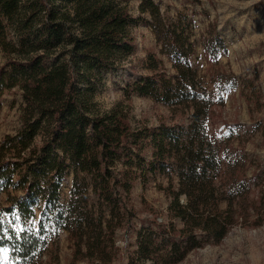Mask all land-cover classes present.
I'll return each mask as SVG.
<instances>
[{"label": "trees", "instance_id": "obj_1", "mask_svg": "<svg viewBox=\"0 0 264 264\" xmlns=\"http://www.w3.org/2000/svg\"><path fill=\"white\" fill-rule=\"evenodd\" d=\"M138 1L134 17L129 0H0V109L4 93L21 97L19 127L0 140V262L7 251L11 264H117V231L138 224L127 264H179L236 226H264V154L247 151L256 138L264 148L258 76L220 63L226 46L213 24L194 41L186 5L170 17ZM138 24L154 49L135 65ZM197 45L203 73L192 63ZM107 74L126 79L102 113L94 97ZM235 91L248 124L223 118ZM132 95L168 115L133 127ZM157 178L166 215L149 207L152 217L140 219L134 189ZM61 232L64 263L51 250Z\"/></svg>", "mask_w": 264, "mask_h": 264}, {"label": "rangeland", "instance_id": "obj_2", "mask_svg": "<svg viewBox=\"0 0 264 264\" xmlns=\"http://www.w3.org/2000/svg\"><path fill=\"white\" fill-rule=\"evenodd\" d=\"M153 1L170 17L186 5L188 13L192 15L195 22L192 37L194 41L198 42L200 37L205 35L207 26L213 24L226 46L225 53L220 54V63L236 77L246 73L256 74L262 94H264V0ZM138 3V0H129V11L134 17L137 16ZM133 36L136 52L128 61L136 65L140 59L154 49V38L143 24L136 26ZM4 60L5 58L0 53V65L4 63ZM192 63L198 66L200 73L205 71L207 61L199 45L196 46ZM127 65L129 66V63ZM125 79L126 77L108 74L102 77L101 85L94 97L100 112L109 111L122 99V86ZM127 103L130 106L129 115L133 127L139 124L157 125L160 118L168 115L166 108L148 98L132 95ZM20 104L21 97L16 89L4 93L0 109V140L5 135L13 134L19 127ZM222 115L229 121L249 123L247 104L238 91L230 92L225 96V108ZM257 117L264 121V109L257 113ZM247 151L259 157L264 154V148L259 146L258 138L247 145ZM69 182L68 179V183L64 185V196L67 194L66 187L69 186ZM156 183L165 185V180L157 178L156 182L150 183L144 189L139 186L134 189L131 204L140 219L152 216L164 218L166 215L168 200L161 191L157 190ZM182 197L181 202H185V200L182 201ZM149 207L154 211L152 216L148 211ZM158 220L161 221L162 218ZM138 226L137 224L132 230L117 231L116 244L120 248L117 264H127L128 255L135 249V229ZM51 250H53L52 254L64 263L70 255L65 233L58 234L56 244ZM4 258L0 264H11L7 260V251L4 252ZM179 264H264V226L257 229L236 226L220 244L205 246L191 252Z\"/></svg>", "mask_w": 264, "mask_h": 264}, {"label": "water", "instance_id": "obj_3", "mask_svg": "<svg viewBox=\"0 0 264 264\" xmlns=\"http://www.w3.org/2000/svg\"><path fill=\"white\" fill-rule=\"evenodd\" d=\"M184 200H185V196L182 197V201H184Z\"/></svg>", "mask_w": 264, "mask_h": 264}]
</instances>
